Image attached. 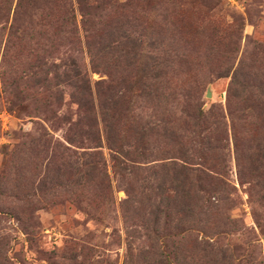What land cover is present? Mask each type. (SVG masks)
Listing matches in <instances>:
<instances>
[{
	"label": "trees",
	"instance_id": "trees-1",
	"mask_svg": "<svg viewBox=\"0 0 264 264\" xmlns=\"http://www.w3.org/2000/svg\"><path fill=\"white\" fill-rule=\"evenodd\" d=\"M87 1L16 0L4 21L2 77L34 68L29 88L44 95L46 138L34 145L57 162L48 183L60 178L62 193L99 219L114 206L103 144L124 194L122 264L248 261L222 239L245 231L231 213L238 188L252 204L264 202V67L227 63L236 20L212 19L214 0ZM198 30L228 42L217 49V76L229 77L223 105H206L202 84L184 72L191 57L174 49L198 41ZM56 131L60 138L50 135ZM139 229L148 251L134 246Z\"/></svg>",
	"mask_w": 264,
	"mask_h": 264
},
{
	"label": "rangeland",
	"instance_id": "rangeland-1",
	"mask_svg": "<svg viewBox=\"0 0 264 264\" xmlns=\"http://www.w3.org/2000/svg\"><path fill=\"white\" fill-rule=\"evenodd\" d=\"M96 2L90 0L87 4ZM213 2L216 10L212 19L232 22V16L236 20L230 28L234 34L231 45L234 53L227 63L233 67L239 63L264 67V0ZM15 3L16 0H0V59L7 29L4 21H10ZM7 9L11 10L7 13ZM211 34L198 30V41L190 45L178 42L174 49L179 54L189 51L184 57L192 60L184 72L193 74V79L202 84L206 105H223L229 77L217 76L223 61L221 55L217 56V49H224L228 42L223 44L218 38L222 35ZM81 49L80 59L87 68L83 46ZM35 71L20 69L7 80L0 69V264H122L126 250L118 203L124 194L115 189L109 152L102 144L99 150L113 189L114 206L97 219L82 212L62 193L57 186L60 178L48 183V178L56 175L57 162L52 163L49 148L41 150L34 145L36 140L46 138L47 130L39 103L44 97L42 89L29 88L36 78L32 75ZM88 74L92 81L105 79L102 74ZM207 92L209 97H205ZM50 135L60 138L61 132ZM230 166L234 180L232 161ZM238 195L240 205L231 213L242 220L245 231L225 236L222 244L236 248V257L243 260L248 257L241 264L261 261L264 264V202L252 204L244 187L238 188ZM252 212L259 215L263 225H256ZM138 231L136 235L140 238L135 239L134 246L137 251H148L149 242Z\"/></svg>",
	"mask_w": 264,
	"mask_h": 264
},
{
	"label": "water",
	"instance_id": "water-1",
	"mask_svg": "<svg viewBox=\"0 0 264 264\" xmlns=\"http://www.w3.org/2000/svg\"><path fill=\"white\" fill-rule=\"evenodd\" d=\"M205 97H209V94H208V92L206 93V96Z\"/></svg>",
	"mask_w": 264,
	"mask_h": 264
}]
</instances>
